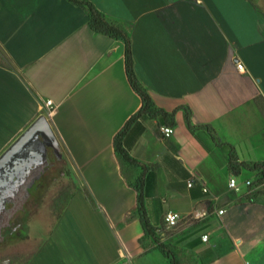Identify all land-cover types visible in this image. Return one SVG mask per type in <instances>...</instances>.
<instances>
[{
  "label": "crops",
  "instance_id": "0c3cea01",
  "mask_svg": "<svg viewBox=\"0 0 264 264\" xmlns=\"http://www.w3.org/2000/svg\"><path fill=\"white\" fill-rule=\"evenodd\" d=\"M89 1L129 34L134 71L157 107L176 111L174 132L159 118L128 123L142 99L126 43L93 29L86 8L0 0V154L41 114L62 151L34 191L60 186L58 198L27 218L30 195L24 225L2 230L0 264L164 258L139 219V179L160 241L199 264H264V174L241 165L264 163V0ZM121 132L141 165L117 154ZM168 211L185 219L167 227Z\"/></svg>",
  "mask_w": 264,
  "mask_h": 264
},
{
  "label": "water",
  "instance_id": "95a60500",
  "mask_svg": "<svg viewBox=\"0 0 264 264\" xmlns=\"http://www.w3.org/2000/svg\"><path fill=\"white\" fill-rule=\"evenodd\" d=\"M49 149L61 159L59 142L41 114L0 154V239L13 216L24 209L30 188L49 168Z\"/></svg>",
  "mask_w": 264,
  "mask_h": 264
},
{
  "label": "trees",
  "instance_id": "16d2710c",
  "mask_svg": "<svg viewBox=\"0 0 264 264\" xmlns=\"http://www.w3.org/2000/svg\"><path fill=\"white\" fill-rule=\"evenodd\" d=\"M76 4H79L87 9L90 25L96 31L102 32L104 34L110 35L114 38H119L124 40L126 43V69L128 74V79L133 89L140 95L142 99V106L138 112H136L129 120L128 123L135 119H155L159 118L160 122L166 125L173 126L175 124V115L176 111L168 112L162 108H159L155 105L151 96L147 92V90L143 87L142 83L139 81L135 71H134V59L132 55L131 49V39L127 31L119 25L113 23L103 12H101L92 2L89 0H72ZM188 109V108H186ZM187 119L189 121V113L190 110H187ZM122 132L119 133L115 138V149L119 157L133 164L141 163L135 159H133L122 144ZM241 165L245 168H249L251 170L261 171L264 174V163L262 162H253L246 163L243 162ZM238 164L234 161H231V167L236 169ZM142 179H139L135 187L137 189V205H138V215L140 222L145 231V235L150 237L152 241L157 245V248L161 251L163 256H165L169 260V264H178L174 256L171 252L168 251L164 242L160 241V238L155 234V228L150 222V218L147 213V209L145 206V198L143 195L142 189Z\"/></svg>",
  "mask_w": 264,
  "mask_h": 264
},
{
  "label": "rangeland",
  "instance_id": "374dc122",
  "mask_svg": "<svg viewBox=\"0 0 264 264\" xmlns=\"http://www.w3.org/2000/svg\"><path fill=\"white\" fill-rule=\"evenodd\" d=\"M1 52V49H0ZM2 59L4 60L3 55L0 53V60L2 61ZM49 152L51 154H53L52 150H49ZM50 159L52 162L54 163H61V160L57 159V157L53 154L50 156ZM57 178L58 175H57ZM38 181V180H37ZM35 182V184L32 186V188H30V192L31 194H35L34 197L31 199V204L30 206L28 205V212H26L27 218L28 216H31V212L32 214L35 212L37 213L36 215L39 214V210H42L43 208L45 209L47 206H50V202L53 201L54 199H56V197L58 198V195L60 194V190L62 189L60 186H51V187H43L40 188V193H34L35 189H38V182ZM37 187V188H36ZM24 213L19 212L17 214L18 220H21V226H23V215ZM34 216V215H33ZM31 216V217H33ZM35 217V216H34ZM169 232V231H168ZM171 232V231H170ZM165 245L168 249L169 252H171V254L174 256V258L176 259L178 264H199L196 255L189 251L187 248L183 247V246H179V245H175L174 244V240H166ZM160 256V255H159ZM163 256V254H162ZM164 258L161 257V259H159L160 257H152L151 260L157 261L154 262V264H169V260L163 256ZM155 258V259H154Z\"/></svg>",
  "mask_w": 264,
  "mask_h": 264
},
{
  "label": "built area",
  "instance_id": "2783aa9c",
  "mask_svg": "<svg viewBox=\"0 0 264 264\" xmlns=\"http://www.w3.org/2000/svg\"><path fill=\"white\" fill-rule=\"evenodd\" d=\"M238 66H239V68H240L241 70L244 69L243 64L238 63ZM46 104H47V106L52 105V100H49V99L46 100ZM160 131L162 132V134H163L165 137H170V136L173 134V132H174L173 128L170 127V126H167V125H161V126H160ZM191 184H192V183H189V185H191ZM245 184H246L247 186H251V185L253 184V182H252L251 180L247 179V180H245ZM229 186H230L231 188L235 189V190H240V184H239V182H238V180H237V178H236L235 176H233V177L230 179V181H229ZM208 190H209V189H208L206 186L203 188V191H204V192H208ZM223 212H224V210H219V213H223ZM184 219H185L184 216H182V215H180L179 213L174 212V211H168V212L165 214V216H164V222H165V225H166L167 227H175V226H177V225L179 224L180 221H182V220H184ZM207 239H208V235H207V234H204V235L202 236V240H203V241H206Z\"/></svg>",
  "mask_w": 264,
  "mask_h": 264
},
{
  "label": "flooded vegetation",
  "instance_id": "af4514ba",
  "mask_svg": "<svg viewBox=\"0 0 264 264\" xmlns=\"http://www.w3.org/2000/svg\"><path fill=\"white\" fill-rule=\"evenodd\" d=\"M18 213H16V215L13 217L11 221L12 222L11 227H10V230L16 229V232L18 231L17 229L21 226V220H18V218H16Z\"/></svg>",
  "mask_w": 264,
  "mask_h": 264
}]
</instances>
